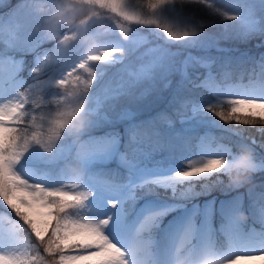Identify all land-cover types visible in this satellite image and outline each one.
<instances>
[{"label": "snow or ice", "instance_id": "1", "mask_svg": "<svg viewBox=\"0 0 264 264\" xmlns=\"http://www.w3.org/2000/svg\"><path fill=\"white\" fill-rule=\"evenodd\" d=\"M253 41L264 49V0H18L0 13V201L19 218L0 205V264L264 253V191L195 202L222 176L234 191L264 172V141L236 127L264 137V51L239 47ZM243 152L251 170L235 183Z\"/></svg>", "mask_w": 264, "mask_h": 264}, {"label": "rangeland", "instance_id": "2", "mask_svg": "<svg viewBox=\"0 0 264 264\" xmlns=\"http://www.w3.org/2000/svg\"><path fill=\"white\" fill-rule=\"evenodd\" d=\"M255 43H256L255 41L252 42V48H249V49H252V50H250V53L253 54V55H259V53L261 51H264V49H258V48H256ZM239 47L242 48V51H243V49L246 48L247 46L246 45H241ZM182 58L183 57L181 56V59ZM200 72L203 73L204 72V69H200ZM192 91H194V90H192ZM121 107H125V106L123 105ZM164 107H165L164 105H160L158 108H155L153 111H156V112L161 111V110L164 109ZM136 108H131V109L133 111H135ZM149 112H147V113H149ZM176 126L179 127L180 125L177 124ZM229 127H231V126H229ZM257 127H259V125ZM202 131H203V129H202ZM210 131L214 135H216L218 137H223V142L224 143H227V144H230V145H234L236 143H239L240 140H241V138L239 139L237 137V135H235L233 133V131H230V130H222V129H218V128H212ZM247 136L254 137L258 141V144H259V142H260V140L258 138L259 137V134L256 132V129L255 128L253 129V131L251 133H247L246 136H245V138H248ZM258 149L260 150V152L258 151ZM257 152L258 153H263V151L261 150V148L258 145H257ZM177 155H184V156L191 155L192 158H196L195 157V148H193L191 150V152H184L182 154L181 153H177ZM179 162H180L179 160H176V163H179ZM237 193L246 194L245 192H241V191H237V192H234L232 194L223 195V196H218V195L214 194V195H208L207 197L202 198L200 200H195V202L202 204L206 200H215V201H217V204H218L219 201L225 200V199H229L232 196L237 195ZM246 202H248L247 201V198L245 199V205H246ZM46 211H47L46 209H41L39 207H36L33 210V216L38 221L43 222L44 220L48 219V217H46L45 215H43V213H45ZM167 219L168 218L165 219L164 223H167ZM258 253L259 252H253L251 255H242L240 259L236 260V263H239V264H252L253 262L255 263V261L258 260V257H257ZM262 264H264V262Z\"/></svg>", "mask_w": 264, "mask_h": 264}, {"label": "trees", "instance_id": "3", "mask_svg": "<svg viewBox=\"0 0 264 264\" xmlns=\"http://www.w3.org/2000/svg\"><path fill=\"white\" fill-rule=\"evenodd\" d=\"M17 2H18V0H7V1L5 2V5L0 7V13H7L8 10H9V8H11V7H12L13 5H15ZM210 31H217V29H211ZM251 44H252V42L248 43L246 46L251 48V46H252ZM239 46H241V45H239ZM26 61H27L28 65H29V67H31V64H32V57H31V56L26 57ZM110 74H111V73H110ZM25 75H26V73H25ZM118 110H119V109H118ZM108 115H111V117H112V116L115 115V113L109 112ZM220 123L223 124L222 121H221ZM257 126H258V125H257ZM236 127L240 128V129H243V136H244L245 134H247V133H251V132L253 131V129H254V128H252V127H246V126H244V125H239V126H236ZM258 138H259L260 141H264V137H261V136L259 135ZM216 175H218V174H216ZM216 175H213L212 180H215ZM221 179H222V181H223L222 184H220V185H218V186H216V187H213L210 191L206 192L205 194H210V193H220V194H225V193L233 192V191H230V190L227 189V185H228L229 182H230V181H229V178H228L227 176H222ZM253 181H259V182L264 181V174H262V173H260V174H255V176L253 177L252 182H253ZM209 183H212V181H209ZM246 185H247V184H246ZM246 185H245L243 188H240V189H244V188L246 187ZM196 190H197L198 192L200 191V185H199V184L196 185ZM234 191H235V190H234ZM205 194H204V195H205ZM204 195H200V196H204ZM32 240H33V242H35V237H34V236L32 237ZM40 253H41L42 255H44V253H43V249H42V248L40 249Z\"/></svg>", "mask_w": 264, "mask_h": 264}, {"label": "clouds", "instance_id": "4", "mask_svg": "<svg viewBox=\"0 0 264 264\" xmlns=\"http://www.w3.org/2000/svg\"><path fill=\"white\" fill-rule=\"evenodd\" d=\"M251 170V154L249 152H243L238 157L234 167L230 180L235 183L242 182L247 174Z\"/></svg>", "mask_w": 264, "mask_h": 264}, {"label": "bare ground", "instance_id": "5", "mask_svg": "<svg viewBox=\"0 0 264 264\" xmlns=\"http://www.w3.org/2000/svg\"><path fill=\"white\" fill-rule=\"evenodd\" d=\"M258 260L253 262L252 264H262L264 262V253L259 252L258 255Z\"/></svg>", "mask_w": 264, "mask_h": 264}]
</instances>
